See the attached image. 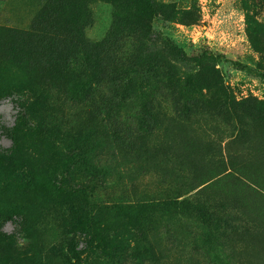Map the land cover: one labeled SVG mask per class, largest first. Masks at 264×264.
Segmentation results:
<instances>
[{
	"label": "trees",
	"instance_id": "obj_1",
	"mask_svg": "<svg viewBox=\"0 0 264 264\" xmlns=\"http://www.w3.org/2000/svg\"><path fill=\"white\" fill-rule=\"evenodd\" d=\"M86 3L46 0L26 28H0L4 56L24 68L32 96L22 126L35 131L47 101L85 104L79 114L88 121L87 133L77 130L74 136L79 166L88 169L89 177L77 185L90 184L96 191L114 177L133 196L95 205L93 213L79 216L76 227L145 260L154 253L148 238L151 218L182 215L216 245L232 244L242 264L249 263L242 256L248 248L256 250L254 263L264 264V102L234 101L222 86L217 87L218 96H208L199 73L188 71L191 58L181 48L164 36L150 39L146 20L165 18L167 5L124 0L125 10L112 29L98 42H89L83 33ZM182 66L188 72L180 74ZM214 116L235 131L220 145L225 171L176 199L178 167L196 160L183 126ZM16 129L11 131L14 143ZM151 176L158 181L157 189L139 191L141 181ZM106 210L129 216L121 228L99 227ZM138 213L141 224L133 219ZM203 241L208 242L205 237Z\"/></svg>",
	"mask_w": 264,
	"mask_h": 264
},
{
	"label": "rangeland",
	"instance_id": "obj_2",
	"mask_svg": "<svg viewBox=\"0 0 264 264\" xmlns=\"http://www.w3.org/2000/svg\"><path fill=\"white\" fill-rule=\"evenodd\" d=\"M155 1L167 5L170 12L165 18L146 20L149 38L164 36L181 48L191 58L188 71L199 73L208 96H218L217 87L222 86L234 101L264 102V0ZM45 2L0 0V28H26ZM123 2L87 0L88 23L83 28L87 41L98 42L112 29L116 16L125 10ZM1 38L0 264H242L232 244L216 245L187 216L151 218L148 238L154 253L145 260L76 227L79 216L93 213L95 205L133 196L114 177L113 183L96 191L90 184L77 185L89 177L88 169L79 166L74 136L77 130L87 133L88 121L79 114L85 104L47 101L37 129L30 132L22 126L32 96L25 86L24 68L5 58ZM186 67H180L179 73L188 72ZM16 127L19 137L14 143L11 131ZM183 129L196 160L178 167L176 199L225 171L220 145L235 134L219 116ZM83 153L87 155L88 149ZM191 182L195 186L189 187ZM142 187L155 190L158 181L145 177L138 190ZM123 214L104 211L99 227L121 228L128 215ZM133 219L141 224L143 216L138 213ZM212 239L220 241L216 236ZM242 254L247 264H256V250L248 248Z\"/></svg>",
	"mask_w": 264,
	"mask_h": 264
}]
</instances>
